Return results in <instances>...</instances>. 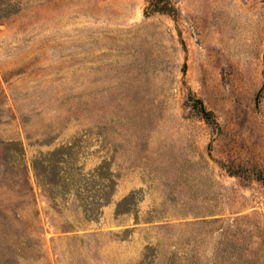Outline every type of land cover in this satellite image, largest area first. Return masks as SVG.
I'll return each mask as SVG.
<instances>
[{
	"label": "rangeland",
	"instance_id": "1",
	"mask_svg": "<svg viewBox=\"0 0 264 264\" xmlns=\"http://www.w3.org/2000/svg\"><path fill=\"white\" fill-rule=\"evenodd\" d=\"M0 264H264V0H0Z\"/></svg>",
	"mask_w": 264,
	"mask_h": 264
}]
</instances>
